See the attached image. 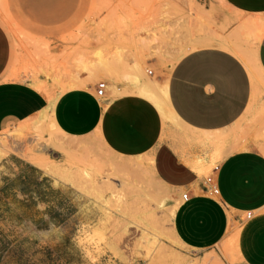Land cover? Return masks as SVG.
Returning <instances> with one entry per match:
<instances>
[{
  "label": "rangeland",
  "instance_id": "1",
  "mask_svg": "<svg viewBox=\"0 0 264 264\" xmlns=\"http://www.w3.org/2000/svg\"><path fill=\"white\" fill-rule=\"evenodd\" d=\"M213 5L209 0H0V42L5 32L22 55L8 76L21 73L48 96L37 116L0 130V264H226L217 247L192 250L174 232L176 191L157 174L150 155L118 153L97 130L69 135L53 117L73 64L91 71V64L100 65V55L110 59L109 76L99 80H111L116 92L124 91L117 89L120 81L132 82L135 65L166 79L185 53L213 41L204 37L217 25ZM262 28L247 29L232 43L260 84L264 74L255 51ZM56 39L62 42L59 51ZM203 41L208 43L197 45ZM120 65L124 78L115 69ZM159 84L154 80L139 93L155 102L168 123L182 128L167 101L163 107L165 96L154 95L162 86L167 92ZM220 159L213 156L200 173L209 174ZM221 249L228 256L233 241Z\"/></svg>",
  "mask_w": 264,
  "mask_h": 264
},
{
  "label": "crops",
  "instance_id": "2",
  "mask_svg": "<svg viewBox=\"0 0 264 264\" xmlns=\"http://www.w3.org/2000/svg\"><path fill=\"white\" fill-rule=\"evenodd\" d=\"M212 3L217 25L204 37L213 41L185 53L166 79L160 81L135 65L129 74L132 82L118 84L124 91L116 92L112 81L105 80L108 87L100 96L97 82L109 76L114 66L110 59L100 55V65L94 64L91 71L73 64L65 76L67 89L54 102L53 117L69 135L97 130L118 153L150 155L157 174L176 191L172 228L186 247H217L226 264H264V84L254 83L232 46L247 29L256 31L264 24V0H209ZM262 29L255 59L264 74ZM54 33L58 36L60 31ZM56 41L59 51L62 42ZM202 43L208 42L197 45ZM21 57L4 32L0 130L27 121L48 105L47 94L23 74L8 76ZM115 69L124 78V65ZM154 80L166 86V101L182 128L168 123L155 102L139 93ZM217 155L219 192L212 196L203 190L206 174L200 170ZM184 192L189 199L182 197ZM247 210L254 211L252 217H245ZM230 239L234 251L226 256L221 246Z\"/></svg>",
  "mask_w": 264,
  "mask_h": 264
},
{
  "label": "built area",
  "instance_id": "3",
  "mask_svg": "<svg viewBox=\"0 0 264 264\" xmlns=\"http://www.w3.org/2000/svg\"><path fill=\"white\" fill-rule=\"evenodd\" d=\"M149 73L152 74V70H150ZM107 87H108V83L105 80H99L97 82V94L100 96L104 95ZM218 169H219V164L217 163L213 166L212 171L205 176V185L203 187V190L207 194L212 195V196L217 195L219 192V189L216 183V174H217ZM182 197L186 200L189 199V195L187 192H184L182 194ZM253 214H254L253 210H247L245 217L250 218L253 216Z\"/></svg>",
  "mask_w": 264,
  "mask_h": 264
},
{
  "label": "bare ground",
  "instance_id": "4",
  "mask_svg": "<svg viewBox=\"0 0 264 264\" xmlns=\"http://www.w3.org/2000/svg\"><path fill=\"white\" fill-rule=\"evenodd\" d=\"M262 35H263V33H262ZM260 36H261V34L258 36V41H259V39L261 40V37H260ZM256 49H257V48H256ZM254 64H255V63H254ZM91 66L93 67L92 64H91ZM149 72H150V71H149ZM155 84H156V83H155ZM158 84H159V83H158ZM156 85H157V84H156ZM156 85H155V86H156ZM158 86H160V84H159ZM161 86H162V85H161ZM156 88H157V87H156ZM157 89H158L159 93H158L157 91H155L156 89L154 88V91H153V92L155 93L154 95H156V97H157V95H158L157 98H160V95H161L162 97L165 96L164 99H163L164 103H163V104L161 103V104L163 105V107L165 108V107H167V106H166V103H165V102H166L167 92L165 91V89H164L163 86H162V88H160L161 91L159 90V88H157ZM150 90H151V89H150ZM152 90H153V89H152ZM148 91H149V90H148ZM149 92L151 93V91H149ZM152 96H153V95H152ZM153 97H154V96H153ZM153 97H152V98H153ZM157 98H156V99H157ZM158 100H159V99H158ZM155 101H157V100H155ZM163 101H162V102H163ZM159 102H160V101H159ZM157 104H158V102H157ZM167 104H168V103H167ZM160 107H161V105H160ZM160 110H161V109H160ZM161 112H162V111H161ZM171 112H172V111H171ZM162 114H163V113H162ZM0 151H1V150H0ZM31 157H32V156H31ZM38 163H39V162H38ZM233 244H234V243H233ZM234 245H235V244H234Z\"/></svg>",
  "mask_w": 264,
  "mask_h": 264
},
{
  "label": "trees",
  "instance_id": "5",
  "mask_svg": "<svg viewBox=\"0 0 264 264\" xmlns=\"http://www.w3.org/2000/svg\"><path fill=\"white\" fill-rule=\"evenodd\" d=\"M21 176H22V174H19L16 178H20ZM16 178L5 177V179L8 180L9 182L13 181V180L16 179ZM24 181H25V180H24ZM33 182L36 183V184H39L41 181L38 179V177H35V178H33ZM6 185H8V183H7ZM4 187H5V186H3V188H4ZM22 189H23V188H22ZM52 190H53V188H52ZM40 198H41V196H40Z\"/></svg>",
  "mask_w": 264,
  "mask_h": 264
}]
</instances>
